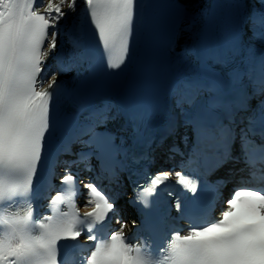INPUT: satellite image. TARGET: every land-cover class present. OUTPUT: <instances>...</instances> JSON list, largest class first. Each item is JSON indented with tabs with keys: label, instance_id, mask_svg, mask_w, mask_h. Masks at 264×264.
Wrapping results in <instances>:
<instances>
[{
	"label": "snow or ice",
	"instance_id": "1",
	"mask_svg": "<svg viewBox=\"0 0 264 264\" xmlns=\"http://www.w3.org/2000/svg\"><path fill=\"white\" fill-rule=\"evenodd\" d=\"M80 4L83 7H79ZM40 8L44 11H38ZM136 9L137 0H0V162L10 172H19L27 177V182L21 184L14 181L11 175L0 176V180L9 186V191L33 189L47 150V140L56 130L58 90L64 85L63 81L57 83V77L67 75L73 70V65L63 63L58 55L53 57L57 61L54 71L51 66L46 67V63L47 58L57 51L62 23L66 25L71 20L72 26L76 27V20L81 14H85L103 49L111 53L107 68L120 69L129 53ZM260 15L264 18V12ZM260 38L264 39V31L261 32ZM79 47L78 43L72 41L73 49ZM208 54L217 57L220 55L216 52ZM72 55L73 53L69 52V56ZM50 71L51 78L47 88L42 87L37 91V82L43 83L41 74L47 76ZM74 79L78 82L71 90L70 98L74 95L79 103L75 114L69 117L77 124L71 142L81 145V150L74 153L75 160L65 162L66 167L60 177L59 187L63 190L71 180L72 191L77 195H83V190H87L83 205L90 201L94 209L97 204L107 205L104 212L94 210L89 213L95 217L92 230L103 228L106 224L110 226L109 220L118 224V227L109 232L112 243L107 247H96V237L91 234L92 230L85 236L84 231H77L72 222H68L66 226H58V230L54 228L49 233L51 264H60L61 241L75 242L81 236L85 237L87 243L93 244L87 264H119L121 258L132 264H139L138 258L132 255L133 249L123 232L129 225L128 221L120 217L116 200L95 182V178L83 183L81 187V178L73 171L78 164H82L85 171L98 170L115 176L117 167H123L119 157L128 155L127 138L107 129V124L116 117L109 115L104 109L92 108L99 88L95 71L92 75L79 73ZM190 86L197 90L216 92L218 87L223 85L197 83ZM259 90L264 94V75L260 78ZM54 96L57 97L56 102H53ZM98 111H103L104 114L97 120L94 117ZM85 112L89 113L84 117L85 123H80L79 118ZM201 123L200 119L194 121L197 127ZM101 128L104 130L100 131ZM239 139L246 162L251 147L257 149L264 157V102H261L258 113L247 117V126L240 130ZM64 151L73 154L70 145L66 146ZM142 158L148 159L146 156ZM230 158L231 144L228 146L226 158L218 163V167H223ZM93 160L96 162L95 167ZM133 162L138 163L139 159L134 158ZM261 162L264 163V160ZM208 174L211 175V172ZM176 177V183L181 186V195L170 192L169 196L173 198V209L177 216L183 217L203 199L209 182L205 180L202 187L199 180L193 183L182 172H176ZM169 178V172L159 171L149 173L146 183L134 184V199L130 203L141 205V224L147 222L144 211L151 210L150 198L157 194V189ZM89 192L92 194L90 197ZM261 218H264V192L251 188L234 189L231 196L224 201V208L218 220L199 228L189 227L187 234H170L169 248L174 264H226L214 254V246L232 239L236 232L248 229ZM131 226L137 227V221H133ZM212 227L227 228V231L198 236ZM115 249L121 251L122 257L110 255ZM8 258L12 259V256Z\"/></svg>",
	"mask_w": 264,
	"mask_h": 264
},
{
	"label": "bare ground",
	"instance_id": "2",
	"mask_svg": "<svg viewBox=\"0 0 264 264\" xmlns=\"http://www.w3.org/2000/svg\"><path fill=\"white\" fill-rule=\"evenodd\" d=\"M250 0H221L219 10L214 12V2L213 0H197L192 4L181 3L180 9L177 10L174 16V29L170 36L168 47L164 56V65L163 70L160 74V88L162 94H166L169 91L178 92L177 85L179 77H182L185 73H190L189 68H185L186 63L192 60V54L189 52V48L195 50L197 43L199 41L200 30L203 26V23L208 19L209 14L212 16L210 20L213 22L214 29L212 31V46L214 49H218L220 46V38L224 32V23L227 16L235 17V24L233 30L236 34L237 42L241 49L244 51V55L248 64L251 62H260L264 60V39L260 38L262 31H255L253 36L247 35L246 27L249 23L252 22L253 16L250 15L248 10ZM237 5L239 7H237ZM80 7H83L80 4ZM38 10H44L40 8ZM145 10V8H144ZM143 15V14H142ZM84 16L81 14L80 18L77 20L76 29L73 27L70 28L71 21L68 24H63V29L73 30L70 35L71 40L77 42L80 47L77 49L71 48L73 53L70 58L78 55V52L83 50V25H84ZM251 17V20H250ZM141 19V18H140ZM142 23V21H140ZM183 25L185 29V34H181L180 25ZM264 24V21H262ZM69 35V36H70ZM64 39L58 37V48L56 51V56L62 55L64 53V47L61 46L59 42ZM72 43V42H71ZM54 53L47 58V66H51L54 71L56 67H52ZM69 57V55L67 56ZM61 58V57H60ZM174 58V60H172ZM81 59V56L75 58V62H78ZM66 62L71 63L70 60ZM74 62V67L77 68L76 63ZM73 65V63H71ZM43 83L37 82L38 86L47 85L49 79L51 78V71L48 72L47 76L43 73L41 75ZM177 84H176V83ZM126 86V83L123 85V90ZM123 213H128V211L123 207Z\"/></svg>",
	"mask_w": 264,
	"mask_h": 264
},
{
	"label": "clouds",
	"instance_id": "3",
	"mask_svg": "<svg viewBox=\"0 0 264 264\" xmlns=\"http://www.w3.org/2000/svg\"><path fill=\"white\" fill-rule=\"evenodd\" d=\"M221 231H227V228H208L198 236ZM213 251L226 264H264V218L250 225L248 229L236 232L232 239L216 244Z\"/></svg>",
	"mask_w": 264,
	"mask_h": 264
},
{
	"label": "rangeland",
	"instance_id": "4",
	"mask_svg": "<svg viewBox=\"0 0 264 264\" xmlns=\"http://www.w3.org/2000/svg\"><path fill=\"white\" fill-rule=\"evenodd\" d=\"M180 2L184 3V4H192L195 3L197 0H179ZM80 7V5H79ZM248 10L250 11V15L253 16V20L251 23H249V25L246 27L247 29V35L248 36H253V34L255 33V31H264V27H262V21H264V18L261 17L260 13L264 12V2H262V0H250V4L248 7ZM71 21V20H70ZM77 23V20L76 22ZM73 21H71V24L69 25L70 28L73 27ZM182 24L180 25V29L182 28ZM77 27V26H76ZM76 27H73L74 29H76ZM186 28V27H185ZM183 27V29H185ZM181 29V34H185V30ZM71 30V29H70ZM67 30V29H60L61 35L59 37H61L62 40L61 42H59L61 44L62 47H64V53L66 56L69 55V52H71V48H72V37L70 35L71 31L73 30ZM70 35V36H69ZM64 55V56H65ZM62 57V56H61ZM70 57V56H69ZM66 57V58H69ZM55 60H53L54 62ZM68 61V60H67ZM76 61V60H75ZM76 63V62H75ZM54 64V63H52ZM55 67V66H54Z\"/></svg>",
	"mask_w": 264,
	"mask_h": 264
}]
</instances>
